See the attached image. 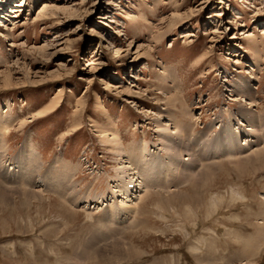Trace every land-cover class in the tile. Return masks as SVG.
<instances>
[{
	"label": "rangeland",
	"instance_id": "374dc122",
	"mask_svg": "<svg viewBox=\"0 0 264 264\" xmlns=\"http://www.w3.org/2000/svg\"><path fill=\"white\" fill-rule=\"evenodd\" d=\"M8 1L0 3V114L15 120L0 134L9 190L0 264H264V169L251 159L264 148V126L254 122L264 119V0ZM43 4L53 6L47 18ZM240 80L256 88L248 115L226 91ZM171 94L178 101L165 105ZM169 119V131L191 128L178 169L193 154L192 172L208 162L215 185L175 188L158 173L155 185L112 198L120 161L101 129H116L125 158L144 140L162 164L179 154L158 142L171 139L162 131ZM28 136L32 166L21 153ZM224 136L236 139L227 157ZM29 191L28 203L20 196ZM94 239L97 251L79 260ZM112 246L137 256L116 259Z\"/></svg>",
	"mask_w": 264,
	"mask_h": 264
},
{
	"label": "bare ground",
	"instance_id": "6f19581e",
	"mask_svg": "<svg viewBox=\"0 0 264 264\" xmlns=\"http://www.w3.org/2000/svg\"><path fill=\"white\" fill-rule=\"evenodd\" d=\"M29 1L36 2L37 0H29ZM8 2H9L8 0H0L1 4L2 3L8 4ZM49 7H53V6H49L48 4H43V7H42L43 12H41L42 17H44V18L46 17V11H48ZM3 13L4 12H2V14ZM1 34L2 33H0V35ZM10 35H11V33H8L5 35V37L8 38V37H10ZM40 50L44 51V49H40ZM122 51L124 52V50H122ZM122 51H117L113 55L117 56L120 53H122ZM93 58H95V57H93ZM95 65H96V63L94 61V62L87 64V67L95 66ZM254 65L255 64L253 63L252 66H254ZM253 90H256V88H253L252 86H248V84H246L245 82L240 80V81L236 82L233 86H229V89L226 91L231 92L233 95L232 96L233 99L230 101H233L235 103H239V102L243 101L244 103H246V106L244 108L242 107L241 110L245 109L244 114L243 113L242 114L248 115L247 114L248 110H251V108L257 106V100L254 97V91ZM166 92H167V89H166ZM167 95H168V93H167ZM171 95L172 96L169 95V97H167L165 99V105H171L172 103H174V101H178V99H176L177 96H173V94H171ZM58 104H59V100L58 101L56 100V102L52 103L49 107H47V109L45 111H49V110L53 109V107L57 106ZM171 108H173V106ZM40 113H41L40 115H42L44 112H40ZM14 120L15 119H13V117H11V116H4L3 114H0V134L3 133L4 130L11 128L14 124ZM171 122L172 121L169 119L168 123L165 124V126H164L165 128H163V130H162V131L168 132L167 134H169L168 136L171 139L166 141L165 138L160 137L161 139L158 142L160 145H162L164 147L162 150L165 151V154H167V152H174V151H175V153H179V154H178V156H176L173 153L167 154L168 157H170V158H167L168 161L164 162L162 164H161L160 160L159 161L156 160L157 157L155 158L154 153L148 152V150H147L148 144H146L144 140L141 141V143H140V153L137 156L132 157L133 159H131L130 157L125 158V153H124L125 151L123 149V141L120 138V135H118V132L116 131V129H114V127L111 130H109L107 128L101 129L102 143L108 145L109 152L118 156L119 161H120L117 163L116 168L114 169L116 171L115 178H112V180H113L112 183H115L116 190L112 191V187L108 186V188L111 189V191L113 192L112 198H115L116 195H117V197L120 195L125 200V199L132 197L133 192L134 191L137 192V189H139L140 187L142 188L143 184L144 185L147 184L149 186L151 184L153 186V184L157 181V179H154V178L156 177V175L158 173L163 174L164 178H167V183H166L167 186L173 185L175 188L180 186V185H183L189 181H195V185L202 186L204 188L207 186L211 188L212 185H215V180L213 178V166L208 164L207 161H205V162H207V164L202 167V170H200V172H197L198 173L197 175H196V169L194 170L195 172H192L191 168H193L192 166H193V163L195 162L193 154L187 153V158L186 159L183 158V161L190 162V165L188 167L189 169L187 168L188 170H186V168H185V170H186L185 171L184 170L185 166L181 167L185 172L178 169L181 166V163H180L181 157L180 156L183 153L188 152L189 151L188 149H190V147L187 143L188 140L186 139V137H189L188 133L189 132L191 133V130H190L191 128L190 127L189 128L188 127L187 128L181 127L182 130L180 129L177 132L176 131H174V132L169 131L171 129L172 125L174 124L173 122H172L173 124ZM254 122L258 123V125L260 124V125L264 126V119L263 118H259V117L257 118L256 117V119L254 118ZM238 124L240 125L241 123H239V121H238ZM238 130H239V128H238ZM173 136H176V137L173 139L172 138ZM0 137H1V135H0ZM30 137L28 136L24 140L21 153H23L25 155L24 156L25 161L23 164H27L29 166H32L34 159H35V155L33 154L34 152L32 153V143H31ZM176 140H178L177 144L174 143V141L176 142ZM171 141L173 142L172 145L170 144ZM182 141L186 142L183 145V148H181V142ZM235 141H236V139L233 138L232 136H224V138L223 137L221 138L220 144L222 147H225L223 149V152H227V154L224 156L227 157V156L231 155V152L227 147H229V142L235 143ZM195 142L197 143V139L194 137L192 139V141L189 143L190 146H193L195 144ZM247 142H249V141H247ZM233 146H232V148H233ZM262 146H264V143ZM241 149H243V148H241ZM128 153H129V155H127V156H130L131 151L127 152V154ZM235 153L237 154L240 152L235 151ZM204 156H205V153H204ZM220 157H222V156H220ZM252 158H253L254 162H257L256 164L258 166H261V168L264 169V148L252 153L251 159ZM210 159H214V157L210 156ZM18 165H20V164H18ZM19 168H20V166H18V169ZM12 170H14V169H12ZM21 170H18L17 172H20ZM152 172H154V175L152 176L154 180H148L150 178V177H148V173H152ZM127 175L130 177H126ZM116 180L118 182H115ZM61 182L57 187H59L60 192L63 195V198L65 200V198L68 195V191L66 190L68 187H65V184H63V182L62 183ZM163 184H165V183L161 182V184L159 186L161 187V186H163ZM38 192H40V191H38ZM8 193H9L8 188L3 186L0 183V204L7 202ZM35 194L36 193L29 191V192L22 193V195L20 197L24 198V201L28 202L29 200L33 199V196H36ZM81 201H82V204H84V205L86 204L87 206L89 204L91 205L93 203V202H90V200H88V199H86V200L81 199ZM132 201H133V199H132ZM65 202H66V200H65ZM135 204L132 202L130 209L134 208ZM130 209L124 213L122 212L121 215L126 216V215L130 214V212H132ZM119 212H117V211L111 212L110 213V220H112V221L116 220L117 217L120 215ZM112 221H110V222H112ZM263 231H264V227H262V232ZM112 235H113V238H115V235H117V234L115 232H113ZM98 244L99 243H98L97 239H94L90 243H88L83 248V250L80 254V258L78 257L79 260H84L86 258H90V256H92V254H94L97 251L96 249L98 247ZM134 252L129 250V249H126V248L112 246L109 253H110V256H112L116 259L119 258L120 260L129 261V260H132L134 257L137 256L136 253H134Z\"/></svg>",
	"mask_w": 264,
	"mask_h": 264
}]
</instances>
